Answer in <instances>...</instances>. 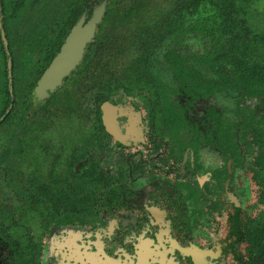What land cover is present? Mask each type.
Returning <instances> with one entry per match:
<instances>
[{
    "label": "flooded vegetation",
    "instance_id": "obj_1",
    "mask_svg": "<svg viewBox=\"0 0 264 264\" xmlns=\"http://www.w3.org/2000/svg\"><path fill=\"white\" fill-rule=\"evenodd\" d=\"M118 1L0 0V155L21 156L9 176L19 195L10 186L6 195L5 182L0 189V264L23 260L27 244L28 264H255L264 256L252 240L262 235L264 200L253 129L264 126V94L231 88L212 37L187 36L178 51L155 34L132 52L139 64L122 65L120 34L106 32ZM252 4L245 26L263 32L251 24ZM29 8L32 30L17 15ZM44 9L52 18L41 26ZM93 13L78 63L52 90L35 92L72 28ZM172 51L186 57L167 65ZM106 56L118 73L135 71L108 83L107 96ZM20 69L29 76L17 86ZM17 228L27 229L24 242Z\"/></svg>",
    "mask_w": 264,
    "mask_h": 264
},
{
    "label": "trees",
    "instance_id": "obj_2",
    "mask_svg": "<svg viewBox=\"0 0 264 264\" xmlns=\"http://www.w3.org/2000/svg\"><path fill=\"white\" fill-rule=\"evenodd\" d=\"M254 1L159 0L160 4H165V6L157 13V19L151 21L149 19V7L152 3L154 4V0H132V4L128 5L124 4L123 0H119L120 10L116 11L115 8L117 18L109 23L106 22L108 24L106 32L108 31L111 34V38H115L117 34H120V42L122 43L120 48L124 49L123 54L126 60L121 64L127 66L134 65V62L139 64L142 56L138 55L132 58V52L148 49L155 34L159 35V38L166 36L165 38L172 43V50L176 49L178 51H185L186 47L183 45V40L187 36L197 39L212 37L213 43L220 44L219 49L222 48L225 52V55L220 54L217 56L218 60H222L223 63L230 66L228 70L232 75L224 80L233 83L231 88L234 91H241L248 98L251 96L256 97L264 94V31L255 32L247 28L244 18L246 7ZM163 38L157 39L156 43L161 42ZM106 48H108L107 40ZM181 54V52L174 53L173 51L165 54V57L168 58L166 60L167 65H176L180 56L186 57V53ZM172 59L174 61H171ZM205 62L209 63V59L206 58ZM113 64L116 65L106 56L104 65L112 66ZM114 65L113 70L104 73L106 96L112 91L111 88L115 89V86H110L112 82H117V79L121 80L126 75L135 72L129 68H120L121 72L118 73L114 69ZM115 73L120 76H115ZM136 75H144V73L137 72ZM0 114H2V110ZM5 120L6 118L0 121V132L6 128L3 127ZM261 121L264 125V116H262ZM13 123L15 124V119H13ZM13 129H15V125ZM12 133L15 134V132ZM253 136L255 138L254 145L259 148L258 171L260 168L263 172L260 183V197L264 200V126L261 129H253ZM6 158L0 155V172L3 170L1 164L6 165ZM6 217H9V215H6ZM259 230L258 232H261L262 235H255L252 240L255 242L261 241V249L264 251V222ZM33 249L28 244L24 245V259L15 260L11 264H28ZM255 262V264H264V256L262 260H255Z\"/></svg>",
    "mask_w": 264,
    "mask_h": 264
},
{
    "label": "rangeland",
    "instance_id": "obj_3",
    "mask_svg": "<svg viewBox=\"0 0 264 264\" xmlns=\"http://www.w3.org/2000/svg\"><path fill=\"white\" fill-rule=\"evenodd\" d=\"M34 1L35 0H32V3L29 5H31V6H38L39 5L41 7L44 6L45 0H37V2H35V3H34ZM154 1H155V4H157L159 2V0H154ZM27 4H25V5L27 6ZM252 5H253V7H251V11L253 13L251 16V19H252L251 24L260 26V25L264 24V0H255ZM31 6H30V8H31ZM46 6L50 7L48 3L46 4ZM152 6H153V4H152ZM160 6H161V4L156 5V7H154L153 9L150 10V13H149V19L150 20L155 19V17L157 16V13L159 11H161L160 9H162V8H160ZM30 8L24 12H21L22 10H18L17 15L20 14V17L27 16L28 19H26V20L22 19V20L27 23V27L29 28V30H32L34 28V26L32 25L33 19L31 20V17L33 16V11ZM44 10H41V12L38 14L41 17V20H40L41 26L44 25L45 20L50 21V19L52 18V13L50 12V10L49 9L45 10V11ZM11 20L13 21V19H11ZM115 44L118 45V43H115ZM119 44H120V46L122 45L121 42H119ZM19 63L26 64V62H24L23 59H20ZM13 76H14V79L17 81V86H18L21 81L28 79L29 73L24 72V71H22V69H20L18 71H14ZM37 156H38L37 153L36 154L33 153V154H30V156H28V157H29V159H35V158H37ZM20 158H21V156L16 157V158H13L12 156H10L9 159L6 158L5 168H3V170L0 172V183L5 182V184L8 185L7 187L9 190H6L4 192L6 195H8L10 193V190H12L10 187H12L14 189V191H16L19 195L18 190H16L14 186L9 185V184L13 183L9 176L12 175V173H17L16 172L17 171L16 161L19 162ZM4 178H5V180H4ZM0 189L2 190L1 185H0ZM0 202H3V200L0 199ZM35 223H36V221L34 220V218H31L29 221V226L32 228V233L35 234V236L37 237L36 229H35V226H36ZM26 230H27L26 228H17L16 230H14V233H13V235L15 236L14 239L18 242L19 241L22 242L21 240L23 239V242H24L26 237H27V233H26L27 231ZM19 235H20V237H18Z\"/></svg>",
    "mask_w": 264,
    "mask_h": 264
},
{
    "label": "water",
    "instance_id": "obj_4",
    "mask_svg": "<svg viewBox=\"0 0 264 264\" xmlns=\"http://www.w3.org/2000/svg\"><path fill=\"white\" fill-rule=\"evenodd\" d=\"M94 13L85 27L77 24L72 28L59 52L40 76L35 92L44 93L46 90H52L59 84L61 78L67 75L78 63L83 44L89 40L93 23L97 20Z\"/></svg>",
    "mask_w": 264,
    "mask_h": 264
}]
</instances>
